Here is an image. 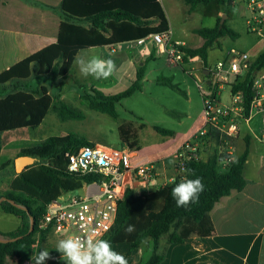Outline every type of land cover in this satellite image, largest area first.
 <instances>
[{
	"label": "trees",
	"instance_id": "1",
	"mask_svg": "<svg viewBox=\"0 0 264 264\" xmlns=\"http://www.w3.org/2000/svg\"><path fill=\"white\" fill-rule=\"evenodd\" d=\"M227 1L229 0H184L191 11L200 5H224ZM60 11L62 21L57 41L0 74V88L3 89L0 92V156L5 133L38 128L52 109L57 110L62 119L84 118L82 113L64 103L60 107H54L53 97L46 87L41 86L36 90L22 89L13 82L29 81L33 77L43 78L47 75H57L65 79L72 72L75 57L81 51L136 42L152 34L170 30L160 0H63ZM195 31L204 39L203 45L198 48L186 46L185 49L190 57L200 58L206 68L209 67V52L216 47L221 48V39H236L239 36L228 27L226 20L221 24V18L214 27ZM263 68L264 52L256 58L253 68L247 74L231 84L233 94L242 92L244 95L243 106L248 119L254 98V79L257 71ZM144 77L145 66H142L136 73L135 81L126 90L108 95L91 88L90 93L84 97L89 101L92 110L118 119L117 105L141 90ZM9 83L12 90L7 92L6 85ZM59 92L63 93L62 86ZM145 127L144 123L139 125V129L143 130ZM154 128L165 137L175 136L171 130L156 126ZM118 132L122 145H129L133 151L140 150L138 130L133 122L121 124ZM192 139H195L194 136ZM214 142L213 153L207 159L188 160L184 172L173 182L155 191L144 190L140 196L128 191L119 204L113 228L103 239L110 241L112 248L116 244H130L129 254L151 240V256L138 264H161L165 259V253L160 252V241L163 237H167L170 245L184 243L193 236H213L215 228L211 212L223 197L246 187L244 167L250 154V142L246 139L244 152L220 173L221 160H232V156L219 154V148L224 142L218 135ZM94 145L88 138L77 133L53 136L40 144L20 150L16 158L28 156L37 160L21 174H17L15 170L16 158L0 167L2 171L12 165L16 175L6 191L0 190V208L21 221L16 230L0 232L3 240L0 241V264H20L23 250L33 245L46 246L52 232L42 230L40 223L48 206L65 193L80 190L85 184L101 180L98 175L79 177L68 170V153ZM196 177L202 178L205 185L199 202L187 208L177 207L171 196L172 188L185 178ZM130 224L135 226L132 234L125 231Z\"/></svg>",
	"mask_w": 264,
	"mask_h": 264
},
{
	"label": "rangeland",
	"instance_id": "2",
	"mask_svg": "<svg viewBox=\"0 0 264 264\" xmlns=\"http://www.w3.org/2000/svg\"><path fill=\"white\" fill-rule=\"evenodd\" d=\"M231 1L235 4H231L229 0L224 5L211 3L208 6L200 5L191 11L190 6L184 0H162L172 37L175 40L185 42L187 47L198 48L203 45L204 39L195 30L214 27L219 20V12H223L220 16L221 19L224 16L228 18V27L240 34L236 39L230 37L222 39L221 48L216 47L209 52V67L218 60L224 59L227 56V51L231 48L245 51L253 59L264 52V32L261 34L253 33L247 25V20L251 16L247 1ZM233 20L236 25H234ZM152 46L153 42L147 40L142 45H138L136 42L116 45L114 47L115 52L111 51L112 48H91L81 51L79 54H87L88 56H101L100 54L103 53L107 55L106 59L115 61L117 69L107 80L82 76L78 65L74 63L72 72L65 79L59 78L57 75H47L43 78L33 77L31 80L25 81L29 85L46 87L53 97L54 107H60V104L64 103L82 113L84 118L82 120L62 119L57 110L52 109L38 128L5 133L0 167L15 159L21 149L40 144L49 137L65 136L70 133L84 136L95 144L122 148L118 128L125 122H133L138 130V145L142 150L141 156L149 153L153 146L161 150L166 148L165 142H169L170 146L179 144L195 129L203 115L204 99L197 81L198 78L203 79L205 67L200 58L187 64L173 63L169 60L168 54L159 53L156 47H154L157 51L155 58L151 59L148 50ZM142 66H145V77L141 90L117 105L118 119H113L90 108L89 101L84 95L90 93L91 88L98 89L108 95L120 93L135 81L136 73ZM60 86L63 87V93L59 92ZM230 92L229 86H225L221 91V103L225 106L231 105ZM263 115L264 113L256 114L254 121H257L256 127L260 135L264 134ZM143 123L146 127L143 130L139 129V125ZM238 124L242 134H245L247 132L245 121L239 120ZM155 126L171 130L175 136L165 137L157 133ZM237 138L230 141H235ZM242 145L243 142L241 141L238 153H241ZM213 150L212 147L207 155L203 153V158L207 159ZM170 161L171 163H166V167L171 171H163V168H160L159 173H164L160 176L156 172L157 178H166L163 183H169L170 179H175L180 175L177 158H172ZM172 161L175 163L173 164ZM223 171H225L224 166L220 167V172ZM12 174H14L12 165L10 168L0 171V190L2 192L8 189V181ZM86 190L84 186L70 194L83 196ZM19 222L17 217L8 215L0 209L1 233L16 229ZM163 241L167 243L166 236L163 237ZM160 252H163V249H160Z\"/></svg>",
	"mask_w": 264,
	"mask_h": 264
},
{
	"label": "crops",
	"instance_id": "3",
	"mask_svg": "<svg viewBox=\"0 0 264 264\" xmlns=\"http://www.w3.org/2000/svg\"><path fill=\"white\" fill-rule=\"evenodd\" d=\"M62 1L0 0V74L57 41L62 21L60 11ZM160 3L162 5V0ZM230 3L235 4L231 0ZM222 14L223 12L218 13V19ZM233 23L236 25L234 20ZM169 31L172 36L171 28ZM172 39L181 42L173 37ZM114 47L102 48H112L111 51L115 52ZM154 47L156 46L153 43L152 48L148 50L151 59L155 58V52H157L154 51ZM100 55L106 59V54L101 53ZM205 68L203 75L206 73ZM13 84H17L22 89L36 90L41 88L32 84L29 85L25 81L13 82ZM6 90L7 92L12 90L10 83L6 85ZM2 91L3 89L0 88V92ZM255 119L254 115L245 121L247 127L245 134H242L239 128L238 138L231 142L230 149L232 157L237 158L246 148V139L250 142V154L244 167L246 187L242 191H234L229 196L223 197L216 204L211 212V219L215 228L213 236L206 238L193 236L184 243L170 245L162 238L160 249H163L165 259L161 264H264V134L258 133ZM262 120L264 121V115ZM202 124L203 117L201 116L195 129L176 146H170L169 142H165L166 148L161 150L153 146L149 153L141 156L142 150L139 145L140 150L133 151V164H153L159 176L164 174L163 172L159 173L160 168H163V171L169 170L166 163H171L170 160L175 158L178 150L197 133ZM241 141L243 142L242 151L238 153ZM207 153L209 152H205L206 155ZM223 166L226 167L224 163H221L220 167ZM8 168L10 166L6 169ZM15 177V174L10 176L8 188ZM164 180H166L165 177L164 179L157 178L156 184L151 186L148 191H155L173 182L174 179H170L169 183H163ZM20 223L21 221L18 227ZM62 238L59 235H52L46 246L33 245L29 249L23 250L20 264H33L31 257L38 255L42 249H47L52 257L46 261V264H65L61 254L56 251L57 242ZM130 248L131 245L128 243L113 246L114 251L127 258L128 264H138L151 256L153 242L146 241V244L140 245L129 254Z\"/></svg>",
	"mask_w": 264,
	"mask_h": 264
},
{
	"label": "built area",
	"instance_id": "4",
	"mask_svg": "<svg viewBox=\"0 0 264 264\" xmlns=\"http://www.w3.org/2000/svg\"><path fill=\"white\" fill-rule=\"evenodd\" d=\"M251 13L247 25L251 32H264V0H246ZM151 40L161 54H168L173 63L185 64L195 58L188 55L186 44L172 39L171 33H155L136 41L138 45ZM249 53L231 48L227 56L218 60L213 66L205 68L207 75L198 78L197 85L204 99L203 124L194 135L195 139L186 141L177 152V165L180 174L185 170L190 159L202 158L203 153L210 152L215 146V137L224 142L220 146V155L232 156L230 152L233 138L239 134V120L246 121L244 95L242 92L232 93L231 84L247 74L255 63ZM205 84V86H204ZM229 86L231 89V105L221 103V91ZM254 98L250 108V118L264 113V68L257 71L253 83ZM249 118V119H250ZM179 151V150H178ZM68 170L79 177L98 175L100 181L85 184L83 196L63 194L53 201L40 223L42 230H51L52 235L63 238L92 236L103 239L113 228L118 214L119 204L126 193L132 191L140 196L157 182V173L153 164L134 165V153L129 145L122 148L109 147L102 144L85 146L75 153H68ZM231 159H225L228 166Z\"/></svg>",
	"mask_w": 264,
	"mask_h": 264
},
{
	"label": "clouds",
	"instance_id": "5",
	"mask_svg": "<svg viewBox=\"0 0 264 264\" xmlns=\"http://www.w3.org/2000/svg\"><path fill=\"white\" fill-rule=\"evenodd\" d=\"M75 63L78 65L82 76H91L97 80H107L117 69L114 60L95 55L77 54ZM235 160L236 158L232 157V162ZM172 163L174 164L175 161ZM221 163L223 164L224 161L221 160ZM204 190L205 185L202 178H185L172 188L171 196L177 207L187 208L189 205L199 202V197ZM125 231L132 234L135 231V226L130 224ZM56 251L61 254L65 264H128L124 255L113 250L110 241L102 238L96 239L92 236L59 239ZM31 259L33 264H46V261L52 257L47 249H42L38 255L31 257Z\"/></svg>",
	"mask_w": 264,
	"mask_h": 264
},
{
	"label": "water",
	"instance_id": "6",
	"mask_svg": "<svg viewBox=\"0 0 264 264\" xmlns=\"http://www.w3.org/2000/svg\"><path fill=\"white\" fill-rule=\"evenodd\" d=\"M226 16H224L221 19V24H223L226 20ZM207 75V72L205 73ZM37 162V160L33 157H28V156H20L15 159V170L17 174H21L27 167L34 165ZM33 222V220H32ZM33 230V228L31 229ZM0 241H3L0 238Z\"/></svg>",
	"mask_w": 264,
	"mask_h": 264
}]
</instances>
